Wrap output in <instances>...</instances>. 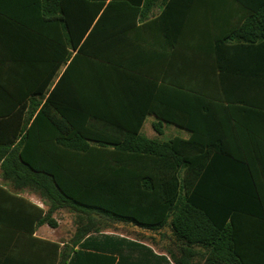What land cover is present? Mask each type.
Masks as SVG:
<instances>
[{
  "label": "trees",
  "instance_id": "obj_1",
  "mask_svg": "<svg viewBox=\"0 0 264 264\" xmlns=\"http://www.w3.org/2000/svg\"><path fill=\"white\" fill-rule=\"evenodd\" d=\"M28 0L39 22L59 25L64 43L77 54L66 75L78 60L93 65L108 60L110 28L117 26L120 38L155 6L157 0ZM250 12L239 32H253L264 40V0H240ZM33 12V11H32ZM156 22V20H155ZM100 41L98 45L96 44ZM72 58V52L64 59ZM98 60V61H94ZM59 64L54 65L52 76ZM66 82L64 75L44 101L33 97L30 109L5 119L20 125L0 129V170L11 191L0 188L6 199H21L17 191L28 188L49 206L39 224L56 227L52 214L66 209L74 215L73 242L100 233L103 221H122L158 231L167 226L186 248L206 251L204 264H252L238 247V221L253 217L256 197L252 177L237 141L241 120L249 110L264 105L247 102L225 103L187 87L163 86L148 111L156 115L154 130L162 134L163 124L188 132L187 139L167 141L141 134L142 113L134 126L116 125L100 115L93 105L63 106L56 93ZM44 88V87H43ZM226 100H231L227 98ZM44 101V102H43ZM239 102V101H235ZM256 118V116H252ZM100 122H104L100 126ZM111 122V124H109ZM12 125V124H11ZM3 131V132H2ZM64 156L63 159H61ZM42 214L40 210L39 215ZM194 254V253H193ZM64 263V262H63ZM176 264H183L176 261ZM262 264V263H261Z\"/></svg>",
  "mask_w": 264,
  "mask_h": 264
},
{
  "label": "crops",
  "instance_id": "obj_2",
  "mask_svg": "<svg viewBox=\"0 0 264 264\" xmlns=\"http://www.w3.org/2000/svg\"><path fill=\"white\" fill-rule=\"evenodd\" d=\"M132 3L143 9L144 0ZM250 14L240 0H157L124 39L117 34V26L110 28L104 54L109 63L101 59L103 62L87 65L81 59L66 75L77 51L64 43L63 28L39 22L28 0H0V129L20 125L18 119H5L23 107H33L40 88L45 101L64 75L66 82L56 93V101L62 106L70 99L93 105L100 115L114 121L113 126L133 127L142 113L155 105L163 86L195 89L223 98L225 103L245 99L264 105V40L243 41L251 35L255 38L260 25L253 23L251 33L239 32ZM96 42L100 46V41ZM70 52L72 58L65 60ZM56 64L57 73L52 76ZM234 105L236 110L245 108L254 114L241 120L237 136L256 193L251 204L253 217L238 221V247L252 264H264V110ZM148 113L140 130L145 137L162 141H167L162 139L164 133L171 139L189 137L187 131L168 124H163L162 134L157 133L154 124L158 119ZM0 188L11 191L1 170ZM17 196L21 199L0 195V264L206 261V251L200 246H193L190 252L194 254L185 256L186 246L169 226L150 231L127 223L138 235L104 228L74 243L76 228L70 211L60 209L52 214L56 227L39 224L49 206L28 188L18 190Z\"/></svg>",
  "mask_w": 264,
  "mask_h": 264
},
{
  "label": "rangeland",
  "instance_id": "obj_3",
  "mask_svg": "<svg viewBox=\"0 0 264 264\" xmlns=\"http://www.w3.org/2000/svg\"><path fill=\"white\" fill-rule=\"evenodd\" d=\"M162 139L163 140H169L171 139V137L167 134V133H164L162 135ZM68 211V210H67ZM69 212V211H68ZM67 213V212H65ZM70 213V212H69ZM72 214V213H71ZM73 215V214H72ZM72 220L74 221V216H72ZM103 227L104 228H107L109 230H113V231H116V232H119V233H123V234H126V235H136L135 233H133V230L131 229L132 228V225H129L127 223H122V222H114V221H103ZM74 225V224H73ZM103 228V229H104ZM138 235V234H137Z\"/></svg>",
  "mask_w": 264,
  "mask_h": 264
}]
</instances>
